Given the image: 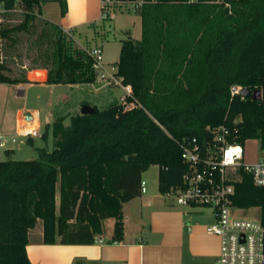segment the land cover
Listing matches in <instances>:
<instances>
[{
	"label": "trees",
	"instance_id": "16d2710c",
	"mask_svg": "<svg viewBox=\"0 0 264 264\" xmlns=\"http://www.w3.org/2000/svg\"><path fill=\"white\" fill-rule=\"evenodd\" d=\"M56 1L64 14L66 1ZM0 2L23 17L0 22L1 83L29 82L26 71L9 75L5 61L4 43L14 46L19 32L35 34L26 70L45 69L46 83L96 80L88 50L41 17L43 0ZM139 16L141 37L121 41L116 63L132 89L126 104L91 105L92 113L72 114L68 126L57 118L48 125L51 150L0 160V264H33L26 246L38 221L45 244H92L107 218L114 219L110 241H122L123 204L141 194L149 166L158 167L161 194L182 185L185 138L211 143L210 128L237 119L239 142L264 141V0H144ZM232 84L243 97L231 96ZM231 205L259 207L264 224V186L249 174L236 181Z\"/></svg>",
	"mask_w": 264,
	"mask_h": 264
},
{
	"label": "crops",
	"instance_id": "0c3cea01",
	"mask_svg": "<svg viewBox=\"0 0 264 264\" xmlns=\"http://www.w3.org/2000/svg\"><path fill=\"white\" fill-rule=\"evenodd\" d=\"M48 1L50 0H43L41 3V17L58 24L73 38L71 31L86 30L103 19L101 0H65L67 7L64 14H61L60 5H48ZM35 71L39 72V77L35 78ZM26 78L29 82L0 83V88L7 90V99L14 98L10 120L16 130L22 125H27L38 129V135L35 136L42 137L40 112L38 109L30 110L25 104L27 93L36 86L52 89L59 85L74 84L46 83V70L43 68L26 70ZM262 98L264 104L263 91ZM25 112L30 113V119L25 118ZM45 123L49 125L50 122ZM21 136L28 138L32 143L34 135H18ZM13 151L14 149L9 148L6 153L10 154ZM141 194L125 202L140 200L142 207L138 214V223L130 225L127 224L129 220L123 210L124 239L122 241L107 242L102 236L101 242L92 244L59 242L45 244L42 242V231L31 240V230L34 227L29 230L26 246L30 261L33 264H77L79 261L85 264H215L219 255L220 240L217 235L206 230V225L214 221L213 213L209 216L193 209H176L170 207L172 205H167L165 201L163 203L156 201V208H150L152 205L150 200L147 199L146 204L143 205ZM145 214L148 216L147 227L142 224L145 221Z\"/></svg>",
	"mask_w": 264,
	"mask_h": 264
},
{
	"label": "rangeland",
	"instance_id": "374dc122",
	"mask_svg": "<svg viewBox=\"0 0 264 264\" xmlns=\"http://www.w3.org/2000/svg\"><path fill=\"white\" fill-rule=\"evenodd\" d=\"M47 1V0H46ZM48 5L58 6L56 0L48 1ZM113 17L102 19L98 24L87 28L86 30H73L74 41L77 45L88 49L101 47L102 58L106 63L116 64L119 58L121 41L130 37L133 41H138L141 37L140 16L139 11L132 9L131 3H122L112 11ZM4 17V16H3ZM5 25L18 24L22 19L20 12H10L7 17L3 18ZM40 31V29H37ZM27 32H19L16 34L17 42L14 46L4 43V47H8L6 64L10 67L9 75L20 76L23 71L31 66L30 57L27 55L32 45V37ZM20 54V56H19ZM39 72L35 71L34 76L39 77ZM1 83V82H0ZM3 87V86H1ZM124 90L120 86H109L102 81L96 80L92 83H79L74 85H59L52 89L49 87H33L27 93L25 104L31 109H38L40 112L41 132L45 136H32L33 141L30 143L26 137L15 136V141L9 140L4 146L0 147V160H28L38 157L37 148L51 150L53 148V137L51 128L45 123H52L57 118L63 119V124H70V116L80 112L82 105H96L98 108H104L112 102L120 101L124 95ZM264 94V89H263ZM16 99L17 97L14 96ZM0 135H15L16 127L10 120L11 107L15 103L14 98L7 99V90L0 88ZM24 97H22L23 99ZM24 99V100H25ZM50 115L49 117H47ZM46 120V121H45ZM48 123V124H50ZM31 137V136H30ZM12 148L14 151L7 154V149ZM243 162L252 163L264 159V141L256 138L247 139L243 144ZM158 167L151 165L142 173V179L146 182V191L141 194L143 205L147 199L152 204L150 208H156V201L159 203L167 202V205L176 209H193L195 211L204 212L211 215L212 209L206 206H196L191 208L188 205L177 204L171 196H165L158 190ZM170 202V203H169ZM141 201L134 200L125 203L124 213L128 217L127 224L138 223V214L141 208ZM148 208V209H150ZM145 209V208H144ZM230 214L238 218H246L250 220L260 219L259 207L230 209ZM114 223L113 218H107L104 222L105 241L109 242ZM148 216L145 214V224L147 227ZM210 223V222H209ZM207 226V225H206ZM42 231L41 221L34 229L31 230L30 238L34 239L37 234ZM77 264H85L78 262Z\"/></svg>",
	"mask_w": 264,
	"mask_h": 264
},
{
	"label": "built area",
	"instance_id": "2783aa9c",
	"mask_svg": "<svg viewBox=\"0 0 264 264\" xmlns=\"http://www.w3.org/2000/svg\"><path fill=\"white\" fill-rule=\"evenodd\" d=\"M144 0H101V18L113 17L112 11L122 3H131L132 9L139 11ZM16 11L7 9L0 2V22L4 14ZM93 58L92 68L96 80L109 86H120L124 95L120 101L126 104L125 97L131 96L132 89L117 75L116 64L106 63L102 58V49H88ZM95 80V81H96ZM231 96H244L239 84L229 87ZM238 120L232 127L226 123L210 128L212 142L201 144L196 137L185 138L180 143V156L186 165L182 175V185L170 189L165 196L174 198L177 204L188 206H206L212 209L214 221L206 226L209 233L219 237V255L215 264H264V224L261 220L238 218L230 214L231 196L236 181L242 173L249 174L254 184L264 186V159L252 163L243 162V144L236 139ZM38 129L22 125L15 135H0V147L15 136L38 135ZM141 193L146 191V182H140ZM95 237L94 242H101Z\"/></svg>",
	"mask_w": 264,
	"mask_h": 264
},
{
	"label": "water",
	"instance_id": "95a60500",
	"mask_svg": "<svg viewBox=\"0 0 264 264\" xmlns=\"http://www.w3.org/2000/svg\"><path fill=\"white\" fill-rule=\"evenodd\" d=\"M94 111V108L88 104H84L82 105L81 109H80V113L81 114H90ZM25 118L26 119H30L31 118V115L29 112H25L24 114Z\"/></svg>",
	"mask_w": 264,
	"mask_h": 264
}]
</instances>
